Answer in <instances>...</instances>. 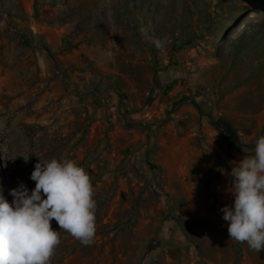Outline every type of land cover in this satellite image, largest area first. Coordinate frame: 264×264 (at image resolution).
Returning <instances> with one entry per match:
<instances>
[{
	"label": "rangeland",
	"instance_id": "rangeland-1",
	"mask_svg": "<svg viewBox=\"0 0 264 264\" xmlns=\"http://www.w3.org/2000/svg\"><path fill=\"white\" fill-rule=\"evenodd\" d=\"M261 136L264 0H0V190L53 158L93 185L50 264H264L220 212Z\"/></svg>",
	"mask_w": 264,
	"mask_h": 264
},
{
	"label": "clouds",
	"instance_id": "clouds-1",
	"mask_svg": "<svg viewBox=\"0 0 264 264\" xmlns=\"http://www.w3.org/2000/svg\"><path fill=\"white\" fill-rule=\"evenodd\" d=\"M231 177L234 201L220 209L229 238L264 251V136L256 139L254 155L232 168ZM30 179L31 191L23 182L9 190L11 203L0 190V264H50L60 243L53 220L83 244L95 234L93 185L82 166L66 158L39 159Z\"/></svg>",
	"mask_w": 264,
	"mask_h": 264
},
{
	"label": "trees",
	"instance_id": "trees-1",
	"mask_svg": "<svg viewBox=\"0 0 264 264\" xmlns=\"http://www.w3.org/2000/svg\"><path fill=\"white\" fill-rule=\"evenodd\" d=\"M191 102L199 110V107L196 105V103L194 101H191Z\"/></svg>",
	"mask_w": 264,
	"mask_h": 264
}]
</instances>
